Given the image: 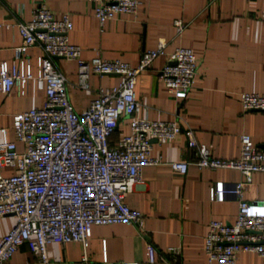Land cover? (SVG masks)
Segmentation results:
<instances>
[{
  "label": "crops",
  "instance_id": "1",
  "mask_svg": "<svg viewBox=\"0 0 264 264\" xmlns=\"http://www.w3.org/2000/svg\"><path fill=\"white\" fill-rule=\"evenodd\" d=\"M44 1L56 18L70 15L73 28L69 39L81 46L84 61L99 55L137 66L144 51L165 41L167 52L177 47L192 48L200 66L194 88L185 100L172 98L160 77V70L169 61L166 56L156 58L137 78L140 116L178 120L182 126L173 142H153L152 155L160 156L164 163L144 167V184L135 185L126 197L131 208L143 213L142 224L94 225L86 250L81 242H51L47 245L46 263L26 243L12 256L10 264L143 262L148 243L158 250L155 264H208L204 245L210 222L233 223L239 208L235 195L226 194L223 201H212L210 190L217 182L230 188L245 182L246 176L237 169H199L193 164L185 174H180L168 162L195 160L188 147V128L199 143L210 147L213 157L238 158L242 134H249L256 146L264 148V112H244L240 100L242 92L264 93V0H140L136 14H118L103 26L95 15L96 4L92 0ZM33 9L34 0H0V66L3 62L12 65L15 49L23 42L15 25L31 20ZM177 20L184 24L181 34L176 28ZM41 54L38 46L26 52L34 75ZM54 63L67 78L70 101L77 112L90 105L99 88L120 83L117 75L91 74V90L86 91L78 86L77 60L55 58ZM45 102L46 92L38 89L35 80L29 81L24 95L17 88L9 95L0 94V130L7 128V138L15 141L14 116L42 107ZM130 132L129 118L123 117L110 143L117 144ZM17 147L23 149L19 142ZM3 173L12 174L13 169L6 168ZM244 197L249 202L264 201L262 173L253 174L245 186ZM16 223L15 215L0 216V239ZM170 248L178 249L179 255L169 253ZM236 264H264V257L242 252Z\"/></svg>",
  "mask_w": 264,
  "mask_h": 264
},
{
  "label": "built area",
  "instance_id": "2",
  "mask_svg": "<svg viewBox=\"0 0 264 264\" xmlns=\"http://www.w3.org/2000/svg\"><path fill=\"white\" fill-rule=\"evenodd\" d=\"M92 1L102 26L118 14H136L140 6V0ZM15 26L23 42L15 49L12 65L3 62L0 66V94L9 95L17 88L24 95L29 81L35 80L38 89L46 92V102L14 116L15 141L7 138V128L0 130V216L17 217L16 225L0 239V264H10L26 243L46 263L51 242H81L86 250L94 225L142 224L143 213L131 208L126 197L135 185L144 184V167L164 163L160 156L152 155L153 142H173L182 126L178 120L140 116L137 78L156 58L166 56L169 61L160 70V77L172 98L185 100L194 88L200 65L192 48L167 52L165 41L144 51L137 66L99 55L84 61L81 46L69 39L73 28L70 15L56 18L44 0H34L31 20ZM176 28L179 34L184 30L181 20L176 21ZM32 46L42 50L36 75L26 57ZM55 58L79 62L78 86L86 91L91 90V74L117 75L120 83L99 88L90 105L77 112L70 101L67 78L55 65ZM240 100L244 112H264V93L242 92ZM123 117L129 118L131 132L112 145L110 137ZM187 135L195 160L168 162L174 172L185 174L193 164L199 169H237L246 176L245 182L230 188L217 182L210 190L212 201L235 195L239 208L233 223L210 222L204 245L208 264H236L242 252L264 257V201L249 202L244 197L253 174L264 175V148L256 146L249 134H242L238 158H217L208 145L195 139L192 129H187ZM17 142L23 145L22 150ZM6 168L13 173L5 175ZM168 252L177 256L180 251L170 248ZM157 260V248L148 243L145 261L116 264H155ZM83 261H87L86 255Z\"/></svg>",
  "mask_w": 264,
  "mask_h": 264
}]
</instances>
